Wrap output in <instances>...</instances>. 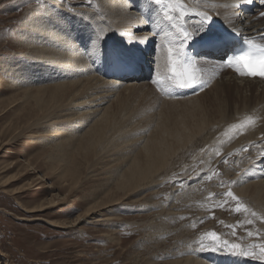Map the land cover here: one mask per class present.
I'll return each instance as SVG.
<instances>
[{"label":"rangeland","instance_id":"rangeland-1","mask_svg":"<svg viewBox=\"0 0 264 264\" xmlns=\"http://www.w3.org/2000/svg\"><path fill=\"white\" fill-rule=\"evenodd\" d=\"M138 2L135 1L131 5L130 9L134 14L140 13L138 12V8H140ZM148 2L158 8L160 5L167 8L166 5L168 4L164 1L160 4H156L154 0ZM99 4V0H64V5L61 11L58 10V12L60 13L59 16L65 12L67 16L76 17H79V14L83 15L86 11L100 13L101 4ZM176 4V8L186 13L187 17L185 18L180 13L182 20L179 25L189 20L193 21L194 18L187 15L188 9L193 10L191 1L187 5L189 8H181L179 1ZM55 8H57V5L52 0H0V264H171L172 260H183L186 257L199 258V256L210 264H222L220 262L221 256H226V258L233 261H238L236 258H239V260L246 258L247 262L256 259L255 264H264V261L258 259L259 249L264 246V209L262 206L254 204V201L251 198L248 199V196L246 198L245 194L238 193L235 187V184L241 182L240 179L243 181V185L248 184L246 180L250 183L261 180L264 183V176H262L264 174L259 173L251 176L255 172L252 170L251 173L250 171L248 173V170H246L243 172L244 174H241L242 176L235 177L234 174H237L238 170L235 172L234 169H237V167L240 169V166L235 162V149L229 150L233 145L232 143H234L232 139L234 137L229 140L223 137L219 138L208 147L207 142L212 136L210 139L205 138L207 127L205 130L200 129L189 143L186 154L182 155L180 151H177L169 159L172 168L167 167L168 169L165 171L166 168L164 167V169L158 171L157 184L148 183L145 188H140L137 193L130 195L115 188V182L120 177V173L112 177L110 173H114L115 166L124 165L129 158L128 156L140 151L141 145L143 146V143L149 137V132L155 128L158 114H154V112L159 110L158 106L155 109L151 108L150 111H146L145 115L142 110L146 108L139 105L141 100H138L137 115L130 119L132 121L128 123L127 127L125 126L126 128H123L124 132L131 131L132 133H129L132 135H129L127 139L125 138L126 140L124 138L120 139L121 143L115 141L117 142L116 148L114 147L116 150H113V146L111 147V149L113 148V151L111 150L113 154L107 155V157L104 154L101 158L102 161L99 160L95 167L89 168L87 162L83 161L84 159L74 150L73 153L76 154V157L73 158H77L76 161H79L75 164L80 166L76 169L75 167L64 166L61 169L60 157L62 156H58V153L55 154V151H53L61 138L70 136V133H74L75 136L84 133L106 108L112 106L114 100H116L114 97L121 95L122 89L132 83L149 87L152 86V81L156 80L158 83H154V87L159 92L160 97L166 99H184L196 96L193 99L197 101V105H204L207 112H209L208 120L211 122L209 123V127L212 126L210 127L211 131L216 130L217 125L215 123L220 115L215 112L217 101L226 110V115L231 116L230 120L239 117L240 113L245 116L250 115L248 117L259 116L260 113L261 117H259L261 119L264 113L262 108L260 110L263 94L261 95L258 90L254 91L251 88L244 89L242 92H236V90L234 92V86L227 81L232 65L225 64L223 59L211 64V57L192 54L191 57L196 60L194 74L202 83L194 84L192 88H177L172 87L166 77L160 78V76H157V79H155L156 72L160 70L156 67L158 65L156 60L159 58L158 51L162 49L166 53L165 58L167 60H165V63L168 64V48L172 47L175 50L176 45L170 41V35L164 37L165 33L162 31H165L166 27H162L160 22L155 29L152 27L153 31L145 29L146 26L137 24L133 26L135 28H131V35L139 38L145 35L148 39H151L149 46L146 48L149 52L147 57L151 58V61H149L151 64L147 63L149 68L147 78L139 77L135 80L132 79L131 82L119 79L124 76L106 77L98 74L99 78L104 81H117L118 88L115 91L119 92L115 93V91L110 90L101 92L100 95L93 92L94 89H89L90 97L88 99H91L92 95L93 97L99 95L97 101L87 102V105L90 106L88 109L96 110L97 116L93 113L94 115L90 119L87 118L88 122L86 120V124L83 123L84 126H79V132L67 130L71 125L68 122L62 123V125L58 123V125H54L53 120L58 121L57 117L48 120L42 119L41 123L38 122L39 124L36 123L35 126H31L34 120L43 116V113L37 111L32 99L28 98L27 101L24 93L30 87L46 85L51 83L52 80L44 77L40 80L43 82L36 83V85L28 80L29 83L22 82L18 86H12L10 79L8 80L5 75V70L17 61L26 68L32 65L29 58L32 57L29 54L32 51L29 49L35 46L36 43L28 45V39L33 34H40L44 30V28L40 29L39 26L49 22V18L52 17L50 14L51 9ZM168 8H170L169 12L174 11L171 6H168ZM135 10L138 11L135 12ZM247 12L257 14L256 11L254 12L251 9ZM36 15H39V17ZM56 16L54 17H59ZM36 20L38 21L36 22ZM145 20L150 22L148 19ZM28 21L35 22L36 28L32 29L31 24L27 23ZM44 21L45 23H43ZM69 21L72 22L70 19ZM172 27L171 22L169 31L172 30L176 33L180 31V27L179 31L178 27L171 29ZM141 32H144V34ZM160 35L162 36L160 39H163L162 42L159 39ZM69 44L78 47L76 40H70ZM69 44L68 46H70ZM159 44L161 48H159ZM107 45L110 46V43H107ZM188 49V47H185L184 50L187 52ZM44 57V55H41L37 59ZM88 58L91 59L92 57ZM198 58L206 62L209 61V65L203 64L204 67L202 66V68L196 66ZM90 67L93 68L91 63ZM165 67L163 73L167 76L170 74L169 64ZM176 69L181 68L177 67ZM191 70L189 69V71ZM160 73H162L161 70ZM78 74L79 72L75 74V79L80 78L81 80H77L79 82L90 78L88 75L84 74L85 76H83L81 74V76ZM93 74L97 75V72ZM222 75L224 76L222 77ZM63 79H66V77H61V80ZM216 80H225L219 97L216 96V90L215 92L212 90ZM93 82L96 81L92 80L91 83L93 84ZM187 89L190 91L186 92ZM206 94H209V96L204 97ZM102 95L103 99L99 100ZM242 95L244 98H242ZM211 98H215L216 102L211 101ZM156 102L162 104L163 100ZM160 103L158 105H161ZM233 104L235 105L233 106ZM253 105L254 108L256 107L255 109ZM246 107L254 109L255 113L254 110H251V115L250 110L247 111ZM256 110L258 111L256 112ZM67 112L70 113L71 111H61V113ZM233 113L235 115L239 114L235 116ZM147 115L149 118H147ZM253 118L254 120L257 119L255 116ZM143 119L145 121L150 120V125H141ZM186 124L180 122L178 127ZM29 128L31 129L29 130ZM123 131H118L113 136L117 137V134ZM57 135L61 137L57 139ZM196 138H199L197 147L190 148V144L194 140L196 141ZM120 151L124 153V156L119 155ZM249 154H252V152L247 154V160L250 158ZM262 157L264 158V155ZM235 164H237V167H235ZM108 186L110 187L108 188ZM113 189L115 194L112 197L118 201L114 199L117 203L114 207L109 205L112 202V197L109 198L111 196L109 191ZM227 191H231L238 197V202L245 205L249 211L236 212L234 209L237 202L223 195ZM118 199L123 203H120ZM51 200H54V202L50 203ZM169 207H172L173 210L170 209L172 212L167 210ZM253 212L255 215H252ZM167 213L169 214L167 215ZM210 232L217 234L215 241H212L208 236ZM224 242H227V245ZM233 244H239L243 249L254 252L255 255L241 256L240 258V255H234L229 251ZM203 251L205 252L203 253Z\"/></svg>","mask_w":264,"mask_h":264},{"label":"bare ground","instance_id":"bare-ground-1","mask_svg":"<svg viewBox=\"0 0 264 264\" xmlns=\"http://www.w3.org/2000/svg\"><path fill=\"white\" fill-rule=\"evenodd\" d=\"M135 1H139L138 4L140 5L139 6L140 8H138L139 11L137 10L138 12H140L139 14L137 13L134 14L130 9L131 5H133ZM148 1L149 0H99V3L101 4V5L99 4L101 6V10L99 11L100 13H92V12L90 13L85 10L86 12L83 15L79 14L78 15L79 17H76V16H67L65 12H63L64 14L61 12L63 15L59 16L60 13L58 12V10L61 11L64 5V0H52V2H54V4L57 5V8L51 9L52 11L50 10L51 11L50 14L53 17V18L52 17L49 18L51 21L49 20L48 23H45L44 21L43 23L45 24L39 26L40 29L44 28V30H42L40 34L39 33L33 34L32 36L29 37V39L27 37L28 45H31L32 43H36L35 46H32L29 49L32 51V53H29L30 51L28 52L32 56L29 57L32 65L29 66L27 65L28 68H26L22 66L19 61H17L13 65H11L8 69L5 70V75L7 76L8 80L10 79L12 86L14 85L18 86V84L20 83L22 84V82H28V80L32 81L31 83H35L36 85V83L43 82L40 80H42L44 77L51 78L52 80V82L49 84L45 83L46 85L43 84L41 86L40 85L35 86L33 84L35 87L34 86H33L34 88L30 87L24 93V97L27 98V101L28 98L32 99L34 101L35 106L37 107V111L38 112L41 111L43 113L42 114L43 116L41 115L42 117H39L38 119L34 120L33 124L31 123L32 124L31 126H35L36 123L37 124L41 123L40 121L42 119L48 120L50 118L57 117L58 121L53 120L54 125L57 123L62 125V123L65 124V122H68L69 124L71 123V125L67 130H70L72 132H76V131L79 132L80 130L79 126L83 125V123L86 120L88 122L87 118L90 119V117L94 115L93 113H95V116H97L96 110H91V108L88 109L90 106L87 105V102L89 103L90 101H97L98 99L97 97H99V95L95 97H93L92 95V98L88 99V97H90L89 89H94V90L96 89L97 91L93 90V92H96L97 94L101 95L102 94L101 92H108L110 90L115 91L118 88L117 81H111V82L104 81L102 80V78H99L98 74L104 75L106 77H119L122 74H127V75L130 74L129 76L121 77L119 79H124L127 81L129 80L131 82L132 79L135 80L136 78L139 77L147 78V75L149 73L147 63L151 64V62H149L151 61V58L147 57L149 56L147 55V53L149 54V52H147L148 49L146 50V48L149 46V42L151 39L150 38L148 39L145 35L140 36V38L138 36L137 37L132 36L130 33L131 28L138 24L139 26L141 25L146 26L145 29H150V31H153V29H155V27L161 23L162 27H166L165 31H162L165 33L164 37L166 38V36L170 35V41L173 44L177 45L179 43L178 40L180 34L179 27L181 26L179 25L180 24L179 22L182 20V17L180 16L181 11H179V8L178 9L176 8L177 5L176 3H178V1L179 4H181L183 7H188L187 5L189 4L190 1L193 5V10L192 9L187 10L189 11L187 15L193 17L194 18L193 21H190L188 19L190 22L187 20L188 22H184L182 24L188 30H192V31L194 30V27L202 19V17L198 15V13L203 12V13H207V15L212 18L209 23L205 21L206 24L208 23V25L206 26V30H211L214 33L223 34L226 37H227L226 31H230L236 33L240 37H244V38L252 37V39L257 42L264 41V38H260V37H257L255 39L253 38L254 35L264 34V16H258L256 13L246 12L249 11L248 10L249 8H251V10L254 12L255 11L259 12L263 10V8H259L261 7L259 0H251V3L245 2L243 4V7L240 8L233 7V5L236 3V0H163L165 3L166 2L168 3V4L166 3L167 8L162 7V5H160V7L158 8L157 6H155L152 3H149ZM168 6H171L174 11L169 12L170 8H168ZM137 11L135 10V12ZM237 12L242 13V15L238 18L236 15ZM48 15H49V11H48ZM53 15L54 16L57 15L59 17L56 16L57 18H55ZM36 16L39 17V15ZM168 17H173V19H168ZM69 19L72 22H70ZM145 19L150 20V22H148ZM37 21L38 20H36V22ZM68 22L70 23V25ZM171 22L173 25L171 29H175L176 27H178V31H179L178 33L173 32L172 30L169 31L170 30L169 26ZM27 23L31 24V28L34 29L36 25L35 22L31 23L30 21H28ZM128 29L130 30L127 31ZM158 29H160V27H158ZM97 33L101 37H105V39L102 42V45H101V40L99 39H96L95 43H92ZM141 33L144 34V32ZM149 33L151 34V32ZM161 37L162 36L160 35L159 39ZM156 39L159 40L158 38ZM70 40H76L78 47H75L74 45H70L69 44ZM160 40H161L160 42H162L163 39ZM107 43H110V46L107 45ZM68 44L70 46H68ZM100 47H102V52L97 54L98 49ZM159 48H161V45ZM231 50L232 48L229 47L228 49L225 50V52H229ZM157 54L159 58H157L156 60L158 64L156 67L160 69L162 73H160L159 70L156 72V76L154 77L155 79H157V76H160V78L161 77L165 78L166 76L163 73V70L164 67L168 65L166 64L167 62L165 63V60H167L165 58L166 53H164V51L160 49ZM190 54H191L190 52L189 55L185 53L186 56H190ZM199 54L202 53L200 52ZM41 55H44L45 57L42 59H37ZM211 55L213 54L211 53ZM219 56H223V54H214V58L211 57L212 58V61H210L211 64H215L214 62H217L220 59ZM88 57H92V58L89 59ZM232 62L234 63L232 65V70L231 71L228 70L230 76L227 74V76H229L227 79L228 83L229 84L232 83L231 85L234 86L235 88L234 92L235 90L236 92L237 91L242 92L244 89L251 88L254 91L258 90L259 94L260 93L261 95L263 94L262 101L260 103V110L262 108V112H264V76L257 77L246 74L242 75L241 72L237 70L236 62L234 60ZM90 63L92 64L94 69L90 67ZM203 64L209 65V61L206 62L198 58L196 66L202 68V66L204 67ZM119 65L121 66L120 68L117 67ZM129 65L132 66L133 69H131ZM182 70H183L182 68L179 70L176 69V71L178 72ZM78 72H79L78 75L81 74H83V76L88 75L90 76V78L84 81L82 80L83 82L82 81L79 82L77 80H81L80 78L76 77L77 80L75 79V74ZM94 72H97V75L93 74ZM223 76L224 75H222V77ZM61 77L62 78L66 77V79L61 80ZM92 80H95L96 82L95 83L93 82L92 84L91 83ZM216 81L212 90H214V92L216 90V96L219 97V94L223 89L225 80H221V81L218 80L217 82ZM85 82L87 84H84ZM153 84L152 86L149 87H145V85H137L135 83H132L130 86H126L124 89H122L121 91L122 93H120L121 95L114 97L116 98V100H114V103L112 104V106H110L111 108L110 107L106 108L103 111V113L100 114L99 118L95 117L98 119L97 120L94 119L95 121L89 125V127L85 130L84 133L77 136H75L74 133H70L71 137L68 136V137H64L63 139L61 138V140H58V143L56 144V147L53 151H55V154L57 152L58 156L60 155L62 156L60 157L61 159L60 162L62 164L61 169L64 166H69V167L71 166L72 168L75 167V169L80 166L78 164H75V163H79V161L77 162L76 161L77 158H73L76 157L75 156L76 154L74 155L73 153L74 150L77 151V154L84 159L83 161L87 162L89 168L95 167L99 162V160H101L102 156H104V154L106 157L107 155L108 156L112 155L113 153L111 152V150L114 147L116 148L117 142H120L119 140L123 138L127 139L129 135H132L129 133L131 131L128 132L127 130V132H124L123 128L125 126L127 127L128 123L132 121L130 119L132 117L134 118L137 115L138 112L136 109L138 108L139 105H141L143 108H146L142 110V113L144 114L145 112V115H146V111H150L151 108L155 109L156 106H158L159 110L157 112H154V114H158V120L154 126L155 128H153L151 132H149L148 135L149 137L148 138L146 137L147 139L143 143V146L141 145L140 151H137V153L128 156L129 157L127 159L128 161L126 160L124 165L115 166V168L113 169L114 173H110L111 177L113 175L120 173V177L115 182V188L122 190L123 193H128L129 195L135 194L140 188L143 187L145 188V185H147L148 183L150 184L156 183L158 181L157 179L159 176L158 171L164 169V167L166 168L165 169L166 171L168 169L167 167L170 168L172 166V164H169L171 163L169 162V159L177 151H180L182 155H185L187 150L189 149V143L191 142L195 134L200 129L205 130L206 127H207V132L205 134H207V136L205 138L210 139V137L212 136L210 140L208 139L209 140L207 142L208 147L214 144L216 140L219 138L223 137L229 140L230 138L234 137L232 138L234 143H232L233 144L231 145L232 147L229 146L230 147L229 150L232 151L235 149V159H236L235 162H237L238 166H240L239 169L237 167V164H235L236 165L235 167H237V169H234L235 172L238 170L237 174L236 173L234 174L233 172L235 177L242 176L241 174H244L243 172L246 170H248V173L249 171L251 173L252 170L253 172H255L252 173L251 176L259 173L264 174L263 173L264 158L262 157V153H264V113L262 114L263 117L261 119H260L261 117L260 113H259L260 117L254 115L257 118V119L255 118L256 120H254L253 118L254 116L252 117H248L250 115L245 116L243 115V113L241 114L240 111L239 112L240 115H238L239 113L236 115L235 113H233V115L235 116L238 115L239 117L235 119H233L234 118L233 117L232 118L233 120H230L231 116L228 117L226 115L225 113L226 110L223 109L221 103H219L218 101L216 102L215 98L213 99L211 98V101L216 102V109L214 108L215 112L220 114L218 117L219 119L215 123L217 125L216 130L214 129L215 131H211L212 129L210 127L212 126L209 127V123L211 122L208 120L209 112H207V108H205L204 105H202L203 107L201 106V104L197 105V101L193 99L196 96L188 97L184 99L162 98L158 94L159 92L157 91V89L154 87ZM117 92L119 91H115V93ZM201 95L203 96V94ZM207 96H209V94L204 95V97ZM242 98H244L243 95ZM101 99H103V95L100 97L99 100ZM138 100L139 101L141 100L139 102V105L137 104ZM159 100H163L162 104L160 102H156ZM159 103L161 105H158ZM234 105L235 104H233V106ZM249 106L250 105L248 104V107ZM254 109H248L246 107V110L247 111L250 110V113L251 110ZM65 110H70L71 112L61 113V111H65ZM97 111L99 112V110ZM257 111L258 110H256V112ZM233 112L235 111L233 110ZM253 112L255 113V110ZM26 114L28 115V113ZM244 114L246 113L244 112ZM59 118L62 119L59 120ZM147 118H149L148 115ZM143 120H142L143 123L141 125L143 126L150 125L149 124L150 120L149 121L148 119L146 121ZM180 122L183 124L186 123L187 124L183 126L180 125V127H178V124ZM233 125H236L237 127H233ZM30 129L31 128H29V130ZM121 130L123 132L117 134L118 135L117 137L113 136L114 134L116 135V132ZM73 135L75 137L74 140H73ZM57 136H56L57 139L61 137L60 135ZM199 136L201 137V135ZM130 141L132 140L130 139ZM198 142H199V138H196V141L194 140V142L190 144V148L197 147ZM112 146L113 148L111 149ZM115 148L113 150H116ZM120 152L121 153L119 154L118 152V154L122 156L124 153L122 151ZM124 152L126 151L124 150ZM227 152L229 153L228 150ZM250 152H252V154H249L250 158L247 160V154ZM240 181L241 182L237 183V185L235 184L238 193L245 194L246 198L248 196V199L251 198L254 201V204L256 203L262 206L264 209V205H263L264 200H262L264 199V183H262L263 181L260 180L257 181L256 183L253 182L250 183L246 180L248 184H244V185L241 179ZM109 187L110 186H108V188ZM109 192H110L109 194H111L109 198L112 197L113 194H115L114 189ZM114 199L112 197V202L109 203V205H112L113 207L115 204H117L116 203L117 199H115L116 201H114ZM53 202L54 200L50 201V203ZM120 203L123 202L121 201ZM171 208L169 207L168 209L167 208L165 209L172 212L171 210L173 209ZM168 214L169 213H167V215ZM204 252L205 251H203V253ZM237 259L238 261H233L226 258V256H221L220 262L222 264H255V260H256V259L254 261L250 260L249 262H247V260H245L246 258L243 260H239V258H236V260ZM145 264H150V263H145ZM171 264H210V263L205 262L204 260H202V257L199 256V258L186 257L183 260H179V259H176L175 261L172 260Z\"/></svg>","mask_w":264,"mask_h":264},{"label":"snow or ice","instance_id":"snow-or-ice-1","mask_svg":"<svg viewBox=\"0 0 264 264\" xmlns=\"http://www.w3.org/2000/svg\"><path fill=\"white\" fill-rule=\"evenodd\" d=\"M156 4H160L163 2V0H154ZM251 3V0H236V3L233 5V7H243V4ZM167 6V5H166ZM183 6L181 5V8ZM181 15L186 17V13L181 11ZM202 17L201 21L194 27L193 31H188L186 27L183 25L180 26V34L178 37L179 43L175 46V50H173L172 47L168 48V64L170 69V74L166 76V79L170 82L172 87L177 88H192L194 84L198 85L202 83L200 80H198L194 74L195 69L194 65L196 63V60L194 57L186 56L184 53L185 47H192V46H199L201 48L207 49L209 51L203 53V54H197L199 56H211V53L213 51H219L221 49H228L229 48V39L220 33H214L211 30H206V26L211 21V17L207 15V13H198ZM237 18L242 15V13L237 12L236 13ZM264 15V14H262ZM168 19H173V17H168ZM205 21L208 23L206 24ZM99 39L101 40V45L105 37H101L98 33L96 34L95 38L93 39L92 43H95V40ZM135 43V42H134ZM251 43V41H249ZM253 48L259 50V59H256L254 56L249 55L248 53H244L242 55L234 56L229 58L226 55H224L223 60L225 64H231V62L234 60L237 65V70L241 72V74H245L244 71L241 70V65L243 66V69L247 70L248 75H264V45H253ZM102 52V47L98 49V53ZM180 67L183 70L182 71H176V68ZM192 69V71H189V69ZM153 83H158V81H153ZM233 127H237L236 125H233ZM264 155V154H262ZM217 195V194H213ZM224 196L230 197L233 201H236L235 211L241 212V211H249V209L239 203V198L236 197L231 191H227L223 193ZM252 215H255L253 212ZM251 223V221H249ZM208 236L211 238L212 241H215L217 239V234L215 232L208 233ZM225 245H227V242H224ZM229 251L232 252L234 255H241V256H254V252L245 250L241 247L239 244H233L229 248ZM260 255L258 259L261 261H264V246H261L260 249Z\"/></svg>","mask_w":264,"mask_h":264}]
</instances>
